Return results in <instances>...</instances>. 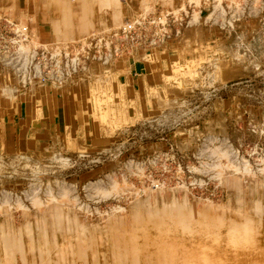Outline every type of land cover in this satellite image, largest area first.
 Instances as JSON below:
<instances>
[{
	"label": "rangeland",
	"instance_id": "374dc122",
	"mask_svg": "<svg viewBox=\"0 0 264 264\" xmlns=\"http://www.w3.org/2000/svg\"><path fill=\"white\" fill-rule=\"evenodd\" d=\"M0 23V264H264V0H0ZM62 93L68 120L16 133Z\"/></svg>",
	"mask_w": 264,
	"mask_h": 264
},
{
	"label": "crops",
	"instance_id": "0c3cea01",
	"mask_svg": "<svg viewBox=\"0 0 264 264\" xmlns=\"http://www.w3.org/2000/svg\"><path fill=\"white\" fill-rule=\"evenodd\" d=\"M138 76V68L134 65L131 66V71H130V78H129V83L131 86L134 88V80H137L135 77ZM63 95H56V96H50V98L45 99V101L42 102V107L38 110V105L37 101L30 102V108L29 112H27V104L23 108H17L15 115L13 114L12 120L16 121L14 125V130L16 133H21L25 132L22 135L25 136V138L29 135V133L33 130H35L34 124L37 123L39 127L37 129H49V128H54V126H58L60 124V121H66L69 119L70 112L69 110H66L65 107H67L66 104H64V110L63 109H57L55 110V105L61 103V98L64 97ZM49 94H47L48 96ZM47 96H43V98H46ZM68 98V97H66ZM68 106L70 105L69 98L66 99ZM66 105V106H65ZM62 107V105H60ZM53 112L51 113V108ZM62 110V111H61ZM30 122V124H29ZM52 122H55L54 125L52 126ZM34 128V129H33ZM51 130V129H49ZM30 131V132H29ZM18 133V134H19ZM21 136V134H20Z\"/></svg>",
	"mask_w": 264,
	"mask_h": 264
},
{
	"label": "built area",
	"instance_id": "2783aa9c",
	"mask_svg": "<svg viewBox=\"0 0 264 264\" xmlns=\"http://www.w3.org/2000/svg\"><path fill=\"white\" fill-rule=\"evenodd\" d=\"M137 25L140 26V24L138 23ZM2 31H3V26L2 24L0 23V38H2L3 34H2ZM135 31V26L134 24H126V28L123 30V33L122 35L124 37H126L127 39H130L131 36H133V32ZM4 33L6 34L7 32L4 30ZM6 36V35H5ZM126 39V40H127Z\"/></svg>",
	"mask_w": 264,
	"mask_h": 264
}]
</instances>
